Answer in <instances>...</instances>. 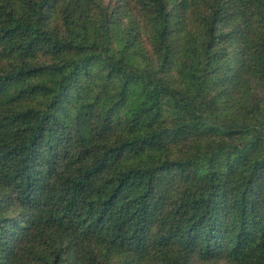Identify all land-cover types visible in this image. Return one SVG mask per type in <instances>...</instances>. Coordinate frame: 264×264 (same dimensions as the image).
I'll list each match as a JSON object with an SVG mask.
<instances>
[{"label":"trees","instance_id":"16d2710c","mask_svg":"<svg viewBox=\"0 0 264 264\" xmlns=\"http://www.w3.org/2000/svg\"><path fill=\"white\" fill-rule=\"evenodd\" d=\"M0 264H264V0H0Z\"/></svg>","mask_w":264,"mask_h":264}]
</instances>
